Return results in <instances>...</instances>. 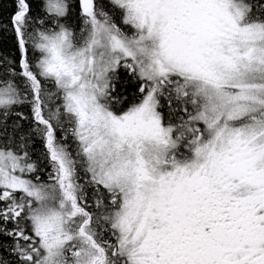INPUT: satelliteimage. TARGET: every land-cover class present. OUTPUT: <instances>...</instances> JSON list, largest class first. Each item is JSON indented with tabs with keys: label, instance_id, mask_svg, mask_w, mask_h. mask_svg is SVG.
I'll list each match as a JSON object with an SVG mask.
<instances>
[{
	"label": "snow or ice",
	"instance_id": "1",
	"mask_svg": "<svg viewBox=\"0 0 264 264\" xmlns=\"http://www.w3.org/2000/svg\"><path fill=\"white\" fill-rule=\"evenodd\" d=\"M0 264H264V0H0Z\"/></svg>",
	"mask_w": 264,
	"mask_h": 264
}]
</instances>
